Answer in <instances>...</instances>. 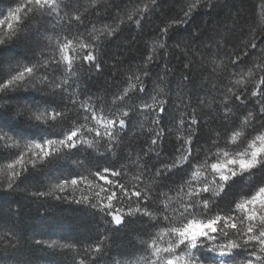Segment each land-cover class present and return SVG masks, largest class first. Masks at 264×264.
Masks as SVG:
<instances>
[{
	"label": "trees",
	"instance_id": "obj_1",
	"mask_svg": "<svg viewBox=\"0 0 264 264\" xmlns=\"http://www.w3.org/2000/svg\"><path fill=\"white\" fill-rule=\"evenodd\" d=\"M55 4L54 12L22 8L11 27L0 24V83L24 67L34 68L24 84L0 91V130L38 143L77 130L79 143L40 164L22 165L11 187H0V264H152L154 249L169 243L172 229L236 215V203L264 187V160L225 181L218 194L189 193L205 184L218 191V179L209 170L214 157L264 133L259 112L264 0ZM20 5L21 0H0V21ZM69 40L71 68L60 56ZM88 51L96 57L92 63L83 59ZM225 105L231 109L227 118ZM36 108L62 115L39 122L32 117ZM250 112L254 119L245 125ZM93 115L114 120L116 134L92 132ZM120 119L126 121L123 130ZM15 158L13 149L0 145V166ZM176 161L179 165L165 169ZM105 168L108 184L97 179ZM73 179L94 181L115 193L112 211L122 215L120 223L112 221L92 189L72 185ZM64 181L69 183L61 192L58 185ZM137 191L140 198L133 195ZM188 205L194 209L186 211ZM138 206L141 212H134ZM243 232L238 223L236 229H224L218 222L215 239L200 241L194 250L198 264H215L213 251L207 252L215 241L243 245ZM251 251L236 247L225 263L246 264L252 258L257 264ZM256 251L264 264L259 246Z\"/></svg>",
	"mask_w": 264,
	"mask_h": 264
},
{
	"label": "snow or ice",
	"instance_id": "obj_2",
	"mask_svg": "<svg viewBox=\"0 0 264 264\" xmlns=\"http://www.w3.org/2000/svg\"><path fill=\"white\" fill-rule=\"evenodd\" d=\"M152 3L155 4L156 0H152ZM31 5L36 6L37 9H50L51 11L57 10V5L55 4V0H27V3L22 4L18 6L14 12L9 13V17L6 21H0V24L8 22L9 27H11V20L17 19V14H19L22 10V8L27 11L31 12L34 9ZM194 5L189 6V11L184 13L185 17H188L191 14L192 8ZM76 19H80V17H76ZM129 20L132 19L131 16L128 17ZM184 21H177V23H182ZM139 23V21H137ZM112 33L109 32V35ZM0 43H4L3 40H0ZM72 41L69 40L67 44H64L61 48V51L63 54V59L65 61H68V67H72V63L70 60L69 55L67 54V50L71 47ZM81 47H85L84 44H81ZM160 47H164V45H160ZM83 59L89 63H92L94 60H96V57L94 56L92 51H88L87 54L83 57ZM149 61L152 59L151 56H149ZM96 68H100V64L96 63ZM34 72L33 67H24L22 71H18L15 75H11L10 78L6 79L5 82L0 83V91H3L5 88H8L13 85L18 84H24L26 81V77H31V75ZM59 87V85H57ZM144 91V89H141ZM252 96H256V92L251 93ZM260 95L264 97V81H261V90ZM242 99L241 95L235 96V101H240ZM227 105V104H226ZM225 105L226 111L224 113L225 118H227L228 115L231 114V109L228 108ZM164 109H161V112L163 113ZM260 113H264V102H261ZM62 114L59 112H56L53 116V119L55 120L57 117L61 116ZM123 116L127 117L128 113H123ZM93 119H96L95 115L92 117ZM39 119V117H37ZM254 119L253 114L250 112L248 116L245 118L244 123L245 125H248L252 120ZM99 123V121H97ZM193 124L196 123V120L194 119L192 121ZM126 125L125 119L119 120V128L120 130H123ZM104 132L108 134V136L111 138L116 134L114 129H116V123L114 120H106L103 124ZM91 131V129H89ZM6 135V134H5ZM96 135L100 136L101 133L99 130L96 131ZM239 133H236V136H238ZM78 136L77 130H71L67 133V135L63 139L59 140H53L48 139L43 141V143H34L33 146L35 149L40 150V156L41 157H48L51 153L49 149L51 148L52 151H55V145L59 144L65 148H73L75 147L79 141L76 139ZM236 136H233L232 139L235 140ZM3 137H0L2 139ZM159 139V136L157 138L152 140V144L156 145L157 140ZM257 141L259 142V145L257 146ZM111 145H109V148L111 149ZM250 151L247 153L241 154L235 159H227L228 153L225 152V160L223 162H217L211 164V169L214 173L219 174L218 181H214L218 185V191L213 190L208 184H205L202 188L199 189H193L189 195H195V196H201L203 193L206 192H212L213 194H218V192L223 188L224 182L228 180L232 175H235L237 172V169L239 171H245L247 169L252 168L258 163V160L260 158H264V135H259L256 137L255 140L251 142L249 145ZM188 157L186 156L184 159L186 160ZM23 162V157L17 159L15 161L16 164H21ZM180 161H176L173 165H166L165 169L169 170L173 167H176L179 165ZM10 169H13V165L8 166ZM164 170V169H163ZM108 169L105 168V172H107ZM165 171V170H164ZM13 176H17L20 173L13 171ZM113 175H118L119 173L113 171ZM158 175L161 174V170L158 171ZM195 175H199V173H196ZM101 179H105V177L101 176ZM68 181H64L63 184L58 185L61 192L64 191V186L68 184ZM12 183H9L8 187H11ZM72 185H76L77 181L75 179L71 180ZM123 190V189H122ZM40 196H44L45 193H39ZM133 195H135L137 198H140L141 193L139 191L134 192ZM116 198L115 193L112 195H109L107 197L108 204L104 206V208L107 209V213L109 216H111L112 221L114 223H120L122 219V215L119 214V212H113L112 211V201ZM203 205L205 208L208 207V201L203 200ZM188 207H193L191 205L186 206V211L188 210ZM236 210H239L241 213H243V216L240 218L241 225L244 224L245 221H247V227L243 232V245L235 243V242H229L228 244L224 245L221 244L219 246L213 247L214 251H217L220 255H227L231 253V251L240 246H246L248 248H251L252 251L250 253L251 257H255L256 261H261L262 257L257 253L256 248L259 246V253H264V187L259 188V190L252 196L241 200L239 203H236L235 205ZM194 209V207H193ZM103 210V209H102ZM134 212H141V207H136L134 209ZM145 214H149L147 212V209H144ZM132 212H129L131 214ZM236 218L231 215H216L213 219L209 220L207 223L209 225H216L218 222L223 223L224 229H236L237 223L235 222ZM192 225H186L184 228L179 229H172L173 232H176L179 234L180 239L177 241V244H184L185 241L188 242V244L191 247H194L197 240L198 235L194 232H192ZM211 232H216V228H211ZM200 235L208 237L210 235L209 232H203ZM225 236L228 235L227 232L224 233ZM212 239H215V237H211ZM153 247H155V244H153ZM174 246H170L163 251L172 253ZM96 251H99V245L96 246ZM159 251V249H157ZM166 264H184V261L181 259L179 262L175 261L174 259H168ZM190 264V262H189ZM246 264H254V260L252 258H249L246 262Z\"/></svg>",
	"mask_w": 264,
	"mask_h": 264
},
{
	"label": "rangeland",
	"instance_id": "obj_3",
	"mask_svg": "<svg viewBox=\"0 0 264 264\" xmlns=\"http://www.w3.org/2000/svg\"><path fill=\"white\" fill-rule=\"evenodd\" d=\"M25 3H27V0H21V4H25ZM61 48H60V56H61L63 62L68 65V61H65L63 59L64 53H62ZM67 54L69 55L68 50H67ZM243 76L247 77L245 75V73L243 74ZM241 83H242V81H241ZM32 117L36 121L45 122L46 120L51 119L53 117V113L49 109L36 108V109L32 110ZM37 117H39V119H37ZM95 117H96V119H93L92 124H90V126L92 127V132H95V134H96V131L99 130L101 133L100 136H108V134L104 132L103 124L106 120H110V119L103 117V116H95ZM97 121H99V123ZM261 135H264V133ZM0 137H3L2 139H0V145L3 147L9 148V149H13L16 153V158L11 163H9L8 165L0 166V187H2L4 185L8 186L10 180L13 177V174H12L13 171L17 172L18 169H20V167L22 165L40 164L42 162V160H44V158H46V157H41L39 154L40 150L34 148L33 144L38 143V142H30V141H26V140H21V139L14 137V136H11V135H9V134L1 131V130H0ZM251 142H250V144H251ZM39 143H43V142H39ZM250 144H247L244 146L241 145L237 148L236 151L233 149V147L235 145H232V150L229 149L227 152L228 153L227 159H235L238 156H240L241 154L247 153L248 151H250V149H249ZM258 145H259V142L257 141V146ZM54 147H55V151H52L51 148L49 149V151L51 153L50 155H55V154L61 153L63 151V149L65 148L59 144L55 145ZM21 157H23V162L21 164H16L15 161ZM224 160H225V156H224V154L221 153L220 155L218 154L216 157H214L212 162L217 163V162H223ZM263 160H264V158H260L258 160V163L262 162ZM258 163L255 166H257ZM10 164L14 166L13 169H10L8 167ZM255 166H253V167H255ZM250 169H247L245 171H239L237 169L236 174L232 175L229 179H231L232 177L238 176V175H244ZM209 170L213 176H215L217 179H219V174L213 172V170L211 169V165H210ZM108 175H109V173L105 172L103 177L108 176ZM97 179L102 184H108V182H109L106 177H105V179H101V176H98ZM77 184L78 185L80 184V186L81 185L84 186L83 188L92 189L91 191L94 193L95 197L97 198V200L100 203H102V204L106 203L105 205L108 204L107 197L109 195H111V192H110V190L105 189L103 187V185L101 186L99 184L94 183V181L89 182V181H85V180H80L79 182L77 181ZM242 216H243V213H241L239 210H237L236 215H234V217L236 218L235 222H237L239 224V226L245 230L247 227V221H245L244 224L241 225L240 218ZM189 224L192 225V229H191L192 232H194L198 235V240H197L195 246L191 247L187 241H185L184 244H177V241L180 239V237H179L178 233L173 232L171 234L170 238L168 239L169 243L165 247H156L154 249V260L152 261V264H166L168 259H174L177 262H179L182 259L184 261V264H189V262H190V264H198V259L195 257L194 250L200 241H202L204 239H208L209 237L211 238L213 235H215V232H211V228H216V230H217L218 223L216 225H209L207 222L191 221L187 225H189ZM203 232H209L210 235L208 237L200 235ZM221 244L226 245L225 242L216 243V241H215L212 244V246L213 247H214V245L219 246ZM170 246H174L172 253H168V252L163 251L164 249H166ZM157 249H159V251H157ZM204 250L206 251L207 249H204ZM210 251H213V253L211 254V259H210V260H212L213 263H215V264H226L225 261L230 259V254L234 253L235 248L231 251V253H229L227 255H220L217 251H214L213 248L207 250V252H210ZM257 264H261V263L258 261Z\"/></svg>",
	"mask_w": 264,
	"mask_h": 264
}]
</instances>
